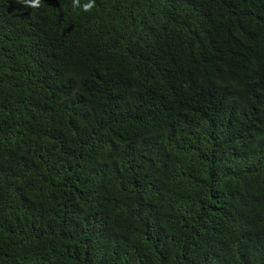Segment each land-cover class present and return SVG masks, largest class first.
<instances>
[{"label":"trees","instance_id":"1","mask_svg":"<svg viewBox=\"0 0 264 264\" xmlns=\"http://www.w3.org/2000/svg\"><path fill=\"white\" fill-rule=\"evenodd\" d=\"M0 264H264V0H0Z\"/></svg>","mask_w":264,"mask_h":264},{"label":"clouds","instance_id":"2","mask_svg":"<svg viewBox=\"0 0 264 264\" xmlns=\"http://www.w3.org/2000/svg\"><path fill=\"white\" fill-rule=\"evenodd\" d=\"M18 3L21 0H17ZM22 6L25 8L35 9L41 6V0H22ZM95 6V0H88L87 3H82L81 0H72L73 9H81L83 11H90Z\"/></svg>","mask_w":264,"mask_h":264}]
</instances>
